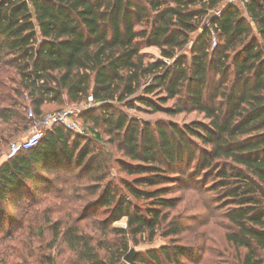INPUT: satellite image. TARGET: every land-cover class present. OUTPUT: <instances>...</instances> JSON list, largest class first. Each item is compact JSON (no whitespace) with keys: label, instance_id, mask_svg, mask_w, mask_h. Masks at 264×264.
Segmentation results:
<instances>
[{"label":"trees","instance_id":"obj_1","mask_svg":"<svg viewBox=\"0 0 264 264\" xmlns=\"http://www.w3.org/2000/svg\"><path fill=\"white\" fill-rule=\"evenodd\" d=\"M152 94L202 114L206 137L126 112ZM89 96L94 138L56 125L0 163V264H130V242L157 235L170 244L134 264H200L210 249L179 243L198 208L224 230L228 264H264V0H0V153L29 109ZM113 163L131 179L110 178Z\"/></svg>","mask_w":264,"mask_h":264},{"label":"rangeland","instance_id":"obj_2","mask_svg":"<svg viewBox=\"0 0 264 264\" xmlns=\"http://www.w3.org/2000/svg\"><path fill=\"white\" fill-rule=\"evenodd\" d=\"M223 8V7H222ZM146 56L152 60H156V55L152 53L150 50H145ZM160 96H156L154 94L148 96V101L151 104V106L139 102H135V105L133 108L126 109V112L133 117L150 121L152 123H155L156 121H165V122H175L177 123L183 130L185 129V126H189L193 129H195L196 133L202 135V137H206V131L210 129L208 119H206L202 114H198L196 112L191 113H180V114H173L171 111L174 109L173 102L167 101L166 103L160 102L159 98ZM93 104L88 103H80V104H67L62 108H66L67 106H73L76 107L79 111V114L81 116V113L85 111L86 109L90 108ZM58 107L52 106L48 109V111L56 110ZM79 116L80 121L83 124L84 131L83 132H77L72 131L74 134H79L82 136H86L87 138H94L93 133L89 129V127L84 123L83 119H81ZM26 135V133H25ZM193 141H195L202 149L209 151V145L203 141L202 138L197 136H191ZM104 138L106 136L104 135ZM93 143H95V147L100 151H107L111 150L115 158H122V154L117 152L113 147L108 146V148H105L107 143L93 139ZM125 161L126 158L124 159ZM50 177H57L56 175L50 174ZM110 178H117L120 180L121 178H127L131 179L130 176L126 175L124 172H120L117 164L113 163L111 166V170L109 173ZM67 177H61L60 179H65ZM199 182L193 181L191 182L192 185H187L185 188H181L179 192H177L175 195H182L185 196L184 201L181 204V208L185 207L189 204L190 200L194 196V191L191 189L193 187V184H198ZM70 184L69 180H66L65 183H62L60 185L67 187ZM41 194L44 195L42 191H40ZM213 195V194H211ZM191 198V199H190ZM195 201V199H194ZM174 213V212H173ZM204 211L200 208L193 209L189 212V215H192L193 219L188 220V226L192 227L188 231H186L184 234L181 235L180 242L181 244H187L191 245L193 247L194 253H198V248L200 245H205L210 249V252L205 254L204 259L201 261L200 264H228V261H233L232 257L234 256L233 250H231L224 238V230L216 225V218H210L207 215L203 214ZM196 217V218H194ZM170 240L162 237L161 235H157L156 238L149 242L146 241L145 238H141V241L139 244L134 245L133 242H130V248H135L139 252H145L149 249H158L162 246L169 245ZM39 249H42L41 247ZM223 249H227L229 253L223 252ZM40 253H47L45 250H41ZM231 255V257H230ZM68 256V255H66ZM65 256V257H66Z\"/></svg>","mask_w":264,"mask_h":264},{"label":"built area","instance_id":"obj_3","mask_svg":"<svg viewBox=\"0 0 264 264\" xmlns=\"http://www.w3.org/2000/svg\"><path fill=\"white\" fill-rule=\"evenodd\" d=\"M240 0H225V4H237ZM243 3V1L241 2ZM213 33L212 48L217 45V38ZM88 102L93 104V97L89 96ZM29 118L31 119V126L26 132V136L17 141H12L9 145L8 157H12L22 149H30L39 144L48 130L53 129L56 125H61L68 130L83 132L84 127L79 119V111L76 107L67 106L62 110L51 111L42 117H36L33 110H28Z\"/></svg>","mask_w":264,"mask_h":264},{"label":"water","instance_id":"obj_4","mask_svg":"<svg viewBox=\"0 0 264 264\" xmlns=\"http://www.w3.org/2000/svg\"><path fill=\"white\" fill-rule=\"evenodd\" d=\"M219 16L220 13L217 10H210L204 18V21L202 23V29H205L211 22H213ZM137 253L138 251L135 248L130 249V251L125 256V260L130 264H134L135 256Z\"/></svg>","mask_w":264,"mask_h":264},{"label":"crops","instance_id":"obj_5","mask_svg":"<svg viewBox=\"0 0 264 264\" xmlns=\"http://www.w3.org/2000/svg\"><path fill=\"white\" fill-rule=\"evenodd\" d=\"M26 135L24 134L22 139L25 137ZM9 153V146L7 147V149L2 150V152L0 153V163L4 162L7 159V155Z\"/></svg>","mask_w":264,"mask_h":264}]
</instances>
